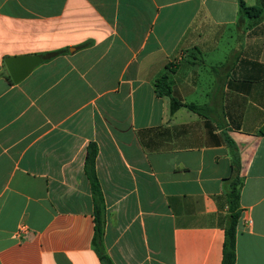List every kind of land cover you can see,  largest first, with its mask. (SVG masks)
<instances>
[{
	"label": "crops",
	"instance_id": "obj_1",
	"mask_svg": "<svg viewBox=\"0 0 264 264\" xmlns=\"http://www.w3.org/2000/svg\"><path fill=\"white\" fill-rule=\"evenodd\" d=\"M244 2L260 14L241 19L239 0H0V264H103L91 143L114 264H222L228 140L243 178L235 264H264V0ZM22 55L43 60L14 83L5 59Z\"/></svg>",
	"mask_w": 264,
	"mask_h": 264
},
{
	"label": "trees",
	"instance_id": "obj_2",
	"mask_svg": "<svg viewBox=\"0 0 264 264\" xmlns=\"http://www.w3.org/2000/svg\"><path fill=\"white\" fill-rule=\"evenodd\" d=\"M240 18L258 16L260 10L256 8H249L246 6L244 0H239ZM86 44L81 47H85ZM63 50L52 52L43 55V59L53 58L61 53ZM169 76L163 75L156 81V89L159 95H171V88L168 83ZM177 106H186L191 110L198 111V107L193 104H182L173 100ZM230 154L232 157V174L225 180V192L228 203V217L225 229V241L223 246V261L222 264L236 263V236L237 224L241 215L240 196L243 186V178H241V158L237 147L231 140H228ZM98 157V147L95 143H91L87 148V155L85 160V173L90 181L91 192L94 203V237L92 244L96 250L100 260L103 264H114L109 256L106 254L103 238L105 234V202L101 188L100 181L96 172V159Z\"/></svg>",
	"mask_w": 264,
	"mask_h": 264
},
{
	"label": "water",
	"instance_id": "obj_3",
	"mask_svg": "<svg viewBox=\"0 0 264 264\" xmlns=\"http://www.w3.org/2000/svg\"><path fill=\"white\" fill-rule=\"evenodd\" d=\"M42 60L39 55L14 56L6 58L5 65L13 82L20 83L42 63ZM262 131L264 132V127Z\"/></svg>",
	"mask_w": 264,
	"mask_h": 264
}]
</instances>
